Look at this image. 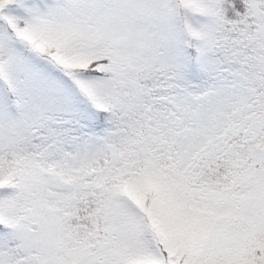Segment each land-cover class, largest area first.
Here are the masks:
<instances>
[{"label": "snow or ice", "instance_id": "snow-or-ice-1", "mask_svg": "<svg viewBox=\"0 0 264 264\" xmlns=\"http://www.w3.org/2000/svg\"><path fill=\"white\" fill-rule=\"evenodd\" d=\"M0 264H264V0H0Z\"/></svg>", "mask_w": 264, "mask_h": 264}]
</instances>
